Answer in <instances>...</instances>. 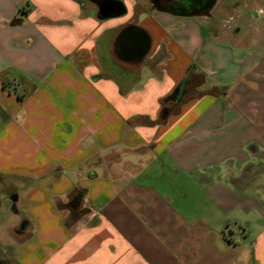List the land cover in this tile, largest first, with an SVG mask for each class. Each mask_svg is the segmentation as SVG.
<instances>
[{
    "label": "crops",
    "instance_id": "obj_1",
    "mask_svg": "<svg viewBox=\"0 0 264 264\" xmlns=\"http://www.w3.org/2000/svg\"><path fill=\"white\" fill-rule=\"evenodd\" d=\"M118 1L0 0V264H264V0Z\"/></svg>",
    "mask_w": 264,
    "mask_h": 264
},
{
    "label": "water",
    "instance_id": "obj_2",
    "mask_svg": "<svg viewBox=\"0 0 264 264\" xmlns=\"http://www.w3.org/2000/svg\"><path fill=\"white\" fill-rule=\"evenodd\" d=\"M98 7V16L102 19L123 15V5L118 0H92ZM217 0H155L162 12L184 16H207Z\"/></svg>",
    "mask_w": 264,
    "mask_h": 264
},
{
    "label": "rangeland",
    "instance_id": "obj_3",
    "mask_svg": "<svg viewBox=\"0 0 264 264\" xmlns=\"http://www.w3.org/2000/svg\"><path fill=\"white\" fill-rule=\"evenodd\" d=\"M223 11L224 14H222L218 19V23L219 25L222 26L223 24V31L224 32H232L233 27H237V26H245L244 30L246 28V20L241 19V22H239L238 25H236V15L235 13H237L238 11L240 12H245L248 9H250V7H252L250 5V1L249 0H223ZM234 10H236V12L234 13ZM223 13V12H222ZM233 18V19H232ZM212 20V23H214V19L210 18ZM217 21V20H216ZM213 29V28H212Z\"/></svg>",
    "mask_w": 264,
    "mask_h": 264
},
{
    "label": "trees",
    "instance_id": "obj_4",
    "mask_svg": "<svg viewBox=\"0 0 264 264\" xmlns=\"http://www.w3.org/2000/svg\"><path fill=\"white\" fill-rule=\"evenodd\" d=\"M76 1L82 4L84 0H76ZM17 23H19V21L14 20L12 22V25H17ZM188 85H189V79L186 78L176 87L173 93L166 99L161 113V116L163 118H165L170 112V109L167 107V104L179 105L182 102L183 98L187 93ZM81 199H82V193L79 192L72 198L71 202L69 203L70 207L72 209L78 208Z\"/></svg>",
    "mask_w": 264,
    "mask_h": 264
}]
</instances>
